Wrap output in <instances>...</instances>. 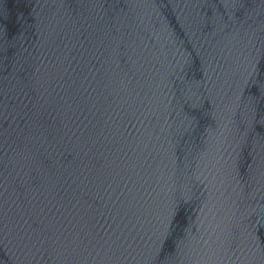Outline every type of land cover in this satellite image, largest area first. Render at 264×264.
Segmentation results:
<instances>
[{
  "label": "water",
  "instance_id": "obj_1",
  "mask_svg": "<svg viewBox=\"0 0 264 264\" xmlns=\"http://www.w3.org/2000/svg\"><path fill=\"white\" fill-rule=\"evenodd\" d=\"M0 264H264V0H0Z\"/></svg>",
  "mask_w": 264,
  "mask_h": 264
}]
</instances>
